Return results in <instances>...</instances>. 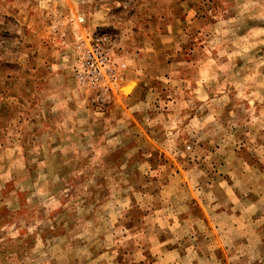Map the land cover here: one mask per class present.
I'll use <instances>...</instances> for the list:
<instances>
[{
	"label": "rangeland",
	"instance_id": "obj_1",
	"mask_svg": "<svg viewBox=\"0 0 264 264\" xmlns=\"http://www.w3.org/2000/svg\"><path fill=\"white\" fill-rule=\"evenodd\" d=\"M0 264H264V0H0Z\"/></svg>",
	"mask_w": 264,
	"mask_h": 264
},
{
	"label": "built area",
	"instance_id": "obj_2",
	"mask_svg": "<svg viewBox=\"0 0 264 264\" xmlns=\"http://www.w3.org/2000/svg\"><path fill=\"white\" fill-rule=\"evenodd\" d=\"M107 61V57L98 47L91 46L83 55V60L80 63V68L87 71L85 76L92 80V82H98L103 74V67Z\"/></svg>",
	"mask_w": 264,
	"mask_h": 264
},
{
	"label": "bare ground",
	"instance_id": "obj_3",
	"mask_svg": "<svg viewBox=\"0 0 264 264\" xmlns=\"http://www.w3.org/2000/svg\"><path fill=\"white\" fill-rule=\"evenodd\" d=\"M132 85H133V84H132ZM131 89H132V87L128 88V89L126 90V92H129Z\"/></svg>",
	"mask_w": 264,
	"mask_h": 264
},
{
	"label": "water",
	"instance_id": "obj_4",
	"mask_svg": "<svg viewBox=\"0 0 264 264\" xmlns=\"http://www.w3.org/2000/svg\"><path fill=\"white\" fill-rule=\"evenodd\" d=\"M131 83H135V82H131ZM126 93V92H125Z\"/></svg>",
	"mask_w": 264,
	"mask_h": 264
}]
</instances>
